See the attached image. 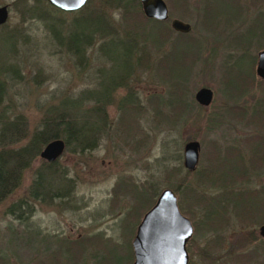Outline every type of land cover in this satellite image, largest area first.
Masks as SVG:
<instances>
[{"label":"rangeland","instance_id":"1","mask_svg":"<svg viewBox=\"0 0 264 264\" xmlns=\"http://www.w3.org/2000/svg\"><path fill=\"white\" fill-rule=\"evenodd\" d=\"M19 1L0 0V5L8 9L5 30L18 34L11 61L24 74L23 82L9 89L6 102H10L11 115L25 116L31 132L44 104L97 87V70L107 67L108 62L103 65L97 49L100 41L96 40L85 55L83 67H77L73 57L50 40L44 21L20 13L22 3L34 4V0ZM163 2L168 17L160 22L166 30L162 31L166 42L157 51L149 47L150 59L161 58L176 38L177 33L169 25L172 18L189 24L184 38L195 40L175 48L172 59L180 67L184 65L183 52L197 48L190 58L187 93L179 87L192 105L185 108L178 121L155 119L148 96L165 94L166 87L149 70H137L126 87L112 91V104L105 107L110 127L97 135L95 149L83 155L63 152L56 158L58 166L65 170V178L73 183L69 197L48 203L29 199L30 212L20 213V219L16 214L22 209L8 213V206L24 199L33 170L39 164L36 159L24 170L20 185L0 202V255L5 258L2 264H131V240L136 226L159 192L168 187L164 168L181 165L182 147L191 140L199 144L194 172L208 170L200 174L196 186L204 194L191 196L200 205L181 197L180 191L174 193L178 208L193 224L187 243L188 264H241V255H250L252 264H264V240L256 236V228L264 220L250 224L264 216V81L254 73L256 53L264 49V0ZM111 5L90 0L85 7L97 8L119 35L123 32L122 10ZM47 12L65 23L77 16V12L50 8ZM250 58L253 80L243 93L236 95L245 87L246 81L239 77L250 71ZM38 72L37 80L41 81L35 84ZM107 73L106 69L103 75ZM200 87L212 92L207 107L199 106L193 98ZM125 90L134 94L137 105L127 132L118 125L117 110V101ZM163 156L166 160H161ZM244 168L247 180L242 182L237 174ZM194 172L188 174L182 167L169 180L186 183L194 178ZM124 180L138 187L146 182L155 185L158 194L148 208H143V196L135 205L131 193L121 190L120 182ZM228 181L231 187L225 185ZM179 201L184 209L179 207ZM27 229L30 235L24 231ZM254 238L258 249L253 247ZM53 251L55 255L50 253Z\"/></svg>","mask_w":264,"mask_h":264},{"label":"trees","instance_id":"2","mask_svg":"<svg viewBox=\"0 0 264 264\" xmlns=\"http://www.w3.org/2000/svg\"><path fill=\"white\" fill-rule=\"evenodd\" d=\"M88 1L90 0H87L80 9L71 11L77 12V16H74L68 23H65L60 17H52L47 10L50 8L57 12H70L59 10L49 5L45 0H34V4L22 3L20 7L22 15L44 21L45 28L51 36L50 40L63 47L64 51L70 57H73L77 67H83L85 55L96 40L100 41L97 44V49L99 56L104 59L102 61L103 65L108 62L107 67L101 66L97 70L99 75L97 87L85 88L75 96L62 97L54 103L44 104L38 124L31 132H28L25 116L21 113L11 115L13 111L10 109V102L9 100L8 104L6 102L9 99V89L22 83L24 74H22L17 64L11 61V56L15 53L14 45L18 34L6 31L5 24L0 25V202L20 185L24 170L28 169L34 160H39L38 166L33 170L24 199L8 206L7 211L11 214H14L17 209H22L16 214L17 219L21 218L20 213L25 212L27 214L30 212L29 202H27L29 199L48 203L52 200H61L70 196L69 193L73 183L65 178L64 168L58 166L56 159L47 162L40 158L38 155L40 149L53 139L63 141L64 147L61 155L63 152L83 155L95 149L97 135L110 127L106 119L105 107L112 104L110 100L112 91L123 86L126 87V84L133 79L137 70H149L150 75L160 80L166 87L165 94L151 93L148 96V105L155 110V114H153L155 119L164 122L178 121L185 108L192 105L186 94V79L190 73V58L196 54L197 48L183 52L182 62L184 65H180V67H176L172 55L175 48L182 47L190 40L195 39L184 38L185 33L176 32L177 36L169 43L167 52L158 60H151L152 55L149 47L157 51L164 46L166 41L162 37L164 36L162 31L165 32L166 30L160 21L147 18L142 14L138 0H103L106 4H112L111 6L122 10L121 24L123 32L119 35L118 29L109 27L103 14L97 8L85 7ZM110 50H113L114 54ZM109 51L110 55L108 54ZM251 63L252 59L250 58V71L247 75H240L239 77L246 81L245 87L236 95H240L251 85L253 80ZM106 69L108 73L104 76L103 73ZM176 70H182V72L176 74ZM38 76L39 72L34 76L35 84L41 81L37 80L39 79ZM224 78V75H222V79ZM258 80L264 81V79L259 78ZM179 87L186 93H181ZM125 91V94L117 101V110L120 118L118 125L122 126V129L127 132L131 130V124L135 112H137V105L132 97L134 94L130 90ZM176 104L179 105L177 108ZM128 116L129 118L126 119ZM21 141L24 142L20 144ZM256 143L262 146L261 142ZM161 160H166V157H161ZM182 167L181 162V165L164 168L165 180H168L166 186L173 193L180 191L181 197L183 196L186 199L191 198L193 193L198 196L203 195L204 193L198 191L196 186L198 185V177L208 168L202 169L199 173L186 170L188 174L194 172V178L186 183H181V180L176 184L172 183L169 179L180 172ZM246 173V168L241 169L237 177L245 182L247 180ZM132 183L129 180L120 182L122 185L121 190L125 194L131 193V199L134 200L135 205L138 203L137 199L143 196L144 201L146 200V204H142L143 208H148L158 194L156 188H154L155 185L146 182L145 185L138 187ZM230 183L228 181L224 184L231 187ZM128 189H130V192H128ZM256 191L259 192V190ZM262 198L264 200V195ZM197 202L198 199L195 198L194 203L199 204ZM179 207L185 208L181 201H179ZM203 214L205 216V211H203ZM262 220H264V216L250 224L257 225ZM24 231L30 235V230ZM8 232L15 236L13 231ZM29 238L27 237L26 240L29 241ZM50 253L55 255V251ZM4 260L5 258L0 255V264Z\"/></svg>","mask_w":264,"mask_h":264},{"label":"water","instance_id":"3","mask_svg":"<svg viewBox=\"0 0 264 264\" xmlns=\"http://www.w3.org/2000/svg\"><path fill=\"white\" fill-rule=\"evenodd\" d=\"M49 5L66 12L80 9L87 0H45ZM142 14L158 21L166 20L167 8L163 0H138ZM8 17L6 5H0V25ZM170 28L175 32L186 33L190 26L179 19L172 18ZM254 73L264 79V49L257 51ZM193 98L205 107L212 99V92L207 87L198 88ZM63 141L53 139L47 142L39 152V157L51 162L63 151ZM199 144L191 140L182 147V166L192 172L198 161ZM192 228L189 220L178 210L176 196L169 188L162 189L154 203L143 214L136 226L131 240L133 260L131 264H186L185 241L190 237ZM258 233L264 237V222L258 226Z\"/></svg>","mask_w":264,"mask_h":264},{"label":"flooded vegetation","instance_id":"4","mask_svg":"<svg viewBox=\"0 0 264 264\" xmlns=\"http://www.w3.org/2000/svg\"><path fill=\"white\" fill-rule=\"evenodd\" d=\"M211 103V102H210ZM209 103V104H210ZM208 104V105H209ZM207 105V106H208ZM206 106V107H207ZM178 210L180 211V213L184 216V217H186L185 216V214L184 213H182L181 212V210L178 208ZM188 220H189V222H190V225H191V228H192V231H191V234H192V232H193V224L191 223V221H190V219L188 218V217H186ZM263 223V222H262ZM260 225V224H259ZM258 225V226H259ZM258 226H257V228H256V236H259L261 239H263L264 240V237H261L260 235H259V233H258ZM191 234H190V237L185 241V243H184V247H185V251H186V255H187V262H186V264H188V262H189V253H188V246H187V243H188V241L190 240V238H191ZM252 241L254 240V244H253V247H254V249H258V245H257V243H258V241H255V240H257V238H254V239H251ZM253 249V250H254ZM131 251H132V247H131ZM252 251V250H251ZM132 258H133V252H132ZM240 259H242V263L241 264H244V261H246L247 263H251L252 261L251 260H249L250 259V255H241L240 256ZM252 264V263H251Z\"/></svg>","mask_w":264,"mask_h":264}]
</instances>
